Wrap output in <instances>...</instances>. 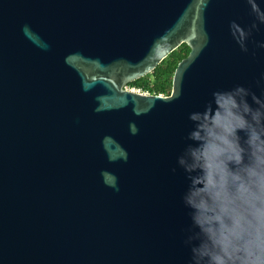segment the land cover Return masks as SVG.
I'll return each instance as SVG.
<instances>
[{
    "label": "water",
    "instance_id": "obj_1",
    "mask_svg": "<svg viewBox=\"0 0 264 264\" xmlns=\"http://www.w3.org/2000/svg\"><path fill=\"white\" fill-rule=\"evenodd\" d=\"M230 97L264 105V0H0V264H192L179 159Z\"/></svg>",
    "mask_w": 264,
    "mask_h": 264
},
{
    "label": "clouds",
    "instance_id": "obj_2",
    "mask_svg": "<svg viewBox=\"0 0 264 264\" xmlns=\"http://www.w3.org/2000/svg\"><path fill=\"white\" fill-rule=\"evenodd\" d=\"M226 104L232 110L198 124L190 135L198 146L179 159L197 173L185 198L199 228L192 264H264V105L237 112L234 99Z\"/></svg>",
    "mask_w": 264,
    "mask_h": 264
},
{
    "label": "trees",
    "instance_id": "obj_3",
    "mask_svg": "<svg viewBox=\"0 0 264 264\" xmlns=\"http://www.w3.org/2000/svg\"><path fill=\"white\" fill-rule=\"evenodd\" d=\"M190 53L188 45L183 44L179 49L171 53L158 67L144 78L138 79L131 84L130 88H143L152 94L170 95L172 80L178 64Z\"/></svg>",
    "mask_w": 264,
    "mask_h": 264
},
{
    "label": "built area",
    "instance_id": "obj_4",
    "mask_svg": "<svg viewBox=\"0 0 264 264\" xmlns=\"http://www.w3.org/2000/svg\"><path fill=\"white\" fill-rule=\"evenodd\" d=\"M131 90H134L136 92L143 93V94H152L150 93L149 90H144L143 88H132Z\"/></svg>",
    "mask_w": 264,
    "mask_h": 264
},
{
    "label": "rangeland",
    "instance_id": "obj_5",
    "mask_svg": "<svg viewBox=\"0 0 264 264\" xmlns=\"http://www.w3.org/2000/svg\"><path fill=\"white\" fill-rule=\"evenodd\" d=\"M127 89H132V88L128 87Z\"/></svg>",
    "mask_w": 264,
    "mask_h": 264
}]
</instances>
